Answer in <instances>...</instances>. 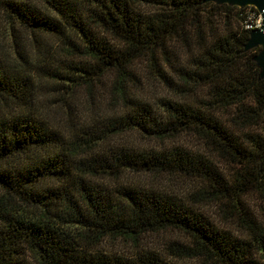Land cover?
<instances>
[{
	"label": "trees",
	"instance_id": "obj_1",
	"mask_svg": "<svg viewBox=\"0 0 264 264\" xmlns=\"http://www.w3.org/2000/svg\"><path fill=\"white\" fill-rule=\"evenodd\" d=\"M243 10L0 0V264H264V78L257 49L242 50ZM141 76L173 96L148 94ZM227 109L259 131L238 137ZM165 232L183 240L141 246Z\"/></svg>",
	"mask_w": 264,
	"mask_h": 264
},
{
	"label": "rangeland",
	"instance_id": "obj_2",
	"mask_svg": "<svg viewBox=\"0 0 264 264\" xmlns=\"http://www.w3.org/2000/svg\"><path fill=\"white\" fill-rule=\"evenodd\" d=\"M136 8L142 14H146V13H149V12L155 10V7L150 6V5H136ZM204 15H205L206 21H210L211 23L216 24L218 27L222 24L223 19H224L222 16L223 13L212 12L209 9L204 12ZM233 23H234V26L237 27L236 23L235 22H233ZM0 43H2L3 46H5V47H7L9 45V36H8L7 25L1 19H0ZM180 51L181 50H179V54L183 58L182 53ZM175 54H178V52L175 51ZM143 65L144 64L142 63V61L136 62V64H135L136 70L135 71L136 72H142ZM141 78H142L141 79V86L143 87V90L146 91L148 94H151L154 97L173 96V92L171 90L167 89L166 87H164L163 85H160V84L152 81V79H150L148 77L141 76ZM108 82H109V75L107 74L100 80V88L102 89V91L105 90V87L107 86ZM47 88L49 89L50 86L47 85ZM39 92H40V90H39ZM39 94H41V93H39ZM232 115H233V109H227V110L223 111L222 113H220V118L228 126V128L230 130H232L238 137H241L245 131H248V132L259 131V127L258 128H250V129H241L237 124H235L233 121H231ZM263 123H264V118H263L262 124ZM262 124H260V126ZM132 140L135 142H139L141 144H144L142 138H140L138 136L132 135ZM186 143H187V145L192 146L195 142L193 140H186ZM219 165L223 170L227 171V167L225 164L220 163ZM246 200H247V203L249 204V206L252 210H256L258 208L259 202L257 201L255 194H253V193L248 194L246 197ZM206 210L210 213V212H212V207L211 206L206 207ZM172 240H183V237L178 235V234H175L173 232L150 234V235H146L143 237L141 246L143 248H150V249L155 250V251H161L162 247ZM104 247L108 250H111V251L120 250V251H123L124 253L129 252V250L126 247H124L121 243H117L115 246H112V245L106 243V244H104ZM166 260H169V262L172 264H202V262L200 260H197V259L176 260V259L166 258Z\"/></svg>",
	"mask_w": 264,
	"mask_h": 264
},
{
	"label": "water",
	"instance_id": "obj_3",
	"mask_svg": "<svg viewBox=\"0 0 264 264\" xmlns=\"http://www.w3.org/2000/svg\"><path fill=\"white\" fill-rule=\"evenodd\" d=\"M202 2L236 8L252 7L260 14L262 25L248 32V37L243 44L242 50L243 52H248L252 49H257L251 60L259 71V77L264 78V0H202Z\"/></svg>",
	"mask_w": 264,
	"mask_h": 264
},
{
	"label": "built area",
	"instance_id": "obj_4",
	"mask_svg": "<svg viewBox=\"0 0 264 264\" xmlns=\"http://www.w3.org/2000/svg\"><path fill=\"white\" fill-rule=\"evenodd\" d=\"M241 15V25L246 30H253L262 25L260 14L252 7H245Z\"/></svg>",
	"mask_w": 264,
	"mask_h": 264
}]
</instances>
